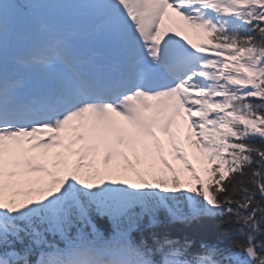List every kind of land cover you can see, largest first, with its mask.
Wrapping results in <instances>:
<instances>
[{"label":"snow or ice","instance_id":"obj_1","mask_svg":"<svg viewBox=\"0 0 264 264\" xmlns=\"http://www.w3.org/2000/svg\"><path fill=\"white\" fill-rule=\"evenodd\" d=\"M73 26L103 33L108 70L81 57ZM181 28L200 42L175 39ZM157 128L190 174L184 188ZM101 146L104 165L128 163L127 147L145 161L151 149L163 168L117 178L95 168ZM161 212L170 223L220 216L244 239L236 253L202 244L190 258L187 241L153 233L149 246ZM256 234L264 0H0V264H264Z\"/></svg>","mask_w":264,"mask_h":264},{"label":"trees","instance_id":"obj_2","mask_svg":"<svg viewBox=\"0 0 264 264\" xmlns=\"http://www.w3.org/2000/svg\"><path fill=\"white\" fill-rule=\"evenodd\" d=\"M160 168L162 169L163 167ZM161 169H159V171ZM165 175L167 177L171 176L167 172H165ZM147 178L151 182L152 177L147 176ZM222 183H227V181ZM181 186L184 188L183 184H181ZM179 194L180 193H175V195ZM257 199H259L258 196ZM233 207L235 208V205H233ZM159 219L161 221L160 226L155 229H148L144 233L148 245L152 246L154 243L153 233H155L156 238L161 241L165 238L179 241L181 244L187 241L191 244V247L188 250L189 258L191 257V254L202 251V244L215 246L225 250L226 252L236 253L239 251L236 247V242L244 239L243 235L239 231L241 227L240 225L234 223L222 224L220 216L205 218L199 222H193L190 224L180 222L170 223L166 221V214L161 212L159 214ZM245 231L247 230L245 229ZM137 238H139V234H137ZM256 240L258 242L264 240V235L256 234ZM155 258L159 259L158 256Z\"/></svg>","mask_w":264,"mask_h":264},{"label":"rangeland","instance_id":"obj_3","mask_svg":"<svg viewBox=\"0 0 264 264\" xmlns=\"http://www.w3.org/2000/svg\"><path fill=\"white\" fill-rule=\"evenodd\" d=\"M172 34H173L172 32L169 33V35H172ZM182 36L187 37L188 40H191L194 43H197V41L200 40L191 32V30L185 29V28H181L180 35L175 36L174 38L177 40H180ZM173 131H175V129H173ZM183 131H184V129L182 128L181 129V136L183 135ZM156 135H157V138L164 145L165 158L168 160L169 164H171V166L174 169H176L177 172L180 174L181 184L184 183V186L186 187L187 185L185 183L188 180V177L190 176V174L187 172L181 171V169H182L181 163L177 159H175L174 156L171 155L170 148L167 144V137H165L164 134L162 132H160L158 128L156 129ZM148 143L150 145L151 141H149ZM187 150L189 152V158L193 160V164L197 169V173L199 175H201L202 178L207 179V177H205L203 172L201 171L202 165L193 158V153L196 150L194 148H188ZM123 152H124V150L121 151V153H123ZM124 155H127L128 163H125V161L121 158L120 155H113V158L108 163V165L103 164V155H102V157L96 156V159L94 161L95 168L100 169L101 171H103L105 168H107V169L119 168L122 171V174L120 176H118L117 178L127 179V180L132 181V182H136L135 172L136 171L145 172L148 169L149 163L154 165V168L156 171L159 169L158 168L159 166H156V162H155V160L151 154V149L149 150V156H148L147 161H145L143 152H141L139 150L135 153L133 151H128ZM138 157H139V160H138ZM73 159H75V157H73ZM90 161H91V158L85 160L84 163L87 165ZM129 164L131 165V167H129ZM192 184H193V186H195L194 181H192Z\"/></svg>","mask_w":264,"mask_h":264}]
</instances>
